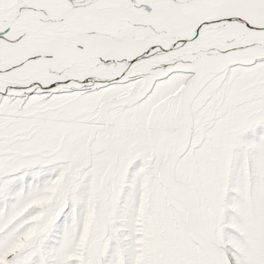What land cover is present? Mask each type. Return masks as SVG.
I'll return each mask as SVG.
<instances>
[{"label":"snow or ice","instance_id":"1","mask_svg":"<svg viewBox=\"0 0 264 264\" xmlns=\"http://www.w3.org/2000/svg\"><path fill=\"white\" fill-rule=\"evenodd\" d=\"M0 264H264V0H0Z\"/></svg>","mask_w":264,"mask_h":264}]
</instances>
